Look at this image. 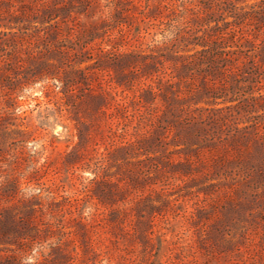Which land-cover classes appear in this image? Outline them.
Here are the masks:
<instances>
[{
    "label": "rangeland",
    "instance_id": "rangeland-1",
    "mask_svg": "<svg viewBox=\"0 0 264 264\" xmlns=\"http://www.w3.org/2000/svg\"><path fill=\"white\" fill-rule=\"evenodd\" d=\"M158 2L0 0V264H264V63L150 94Z\"/></svg>",
    "mask_w": 264,
    "mask_h": 264
},
{
    "label": "trees",
    "instance_id": "trees-1",
    "mask_svg": "<svg viewBox=\"0 0 264 264\" xmlns=\"http://www.w3.org/2000/svg\"><path fill=\"white\" fill-rule=\"evenodd\" d=\"M224 1L226 2L207 0L205 10L207 11L209 8L210 10L213 8V10L211 13H206L205 17L189 19L192 21L193 28L190 29L192 31L185 29L190 22L187 20V10L192 6V0H186L183 4H178L177 0H159L158 5L154 8L155 12L151 11L147 15L148 18L156 20L158 25L164 26L161 30L163 33L162 46L157 47V54L145 55L142 65L137 67L140 76L145 80L162 77L164 81L163 83L153 81L155 85H146L150 88V94H159L161 97H177L174 86L186 82L194 72H199L202 76V85L196 94L201 96L207 92L205 65L211 71H218L219 65L225 67L236 62L247 63L252 60V62L264 63V44L259 55L247 56L249 51L256 48L255 40H252L256 39V36L251 35L248 38L237 34L238 29L255 23L258 24V27L263 28L264 10L250 12L242 6H238V0ZM257 5V3L252 4V6ZM224 12H232L230 15L232 19L214 17ZM178 42H182L185 48L192 47V49L184 54H176L173 48ZM132 65H136V63ZM136 72L138 71L136 70ZM71 74L72 72H66L62 77L56 79L60 83V86L57 87L62 90L65 96L74 84ZM217 76L215 75V77ZM95 98L103 101V96Z\"/></svg>",
    "mask_w": 264,
    "mask_h": 264
}]
</instances>
